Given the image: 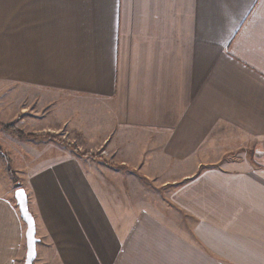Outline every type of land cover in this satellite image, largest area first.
Instances as JSON below:
<instances>
[{
    "label": "crops",
    "instance_id": "obj_1",
    "mask_svg": "<svg viewBox=\"0 0 264 264\" xmlns=\"http://www.w3.org/2000/svg\"><path fill=\"white\" fill-rule=\"evenodd\" d=\"M0 85V264L19 187L33 264H264V0H0Z\"/></svg>",
    "mask_w": 264,
    "mask_h": 264
},
{
    "label": "rangeland",
    "instance_id": "obj_2",
    "mask_svg": "<svg viewBox=\"0 0 264 264\" xmlns=\"http://www.w3.org/2000/svg\"><path fill=\"white\" fill-rule=\"evenodd\" d=\"M7 98H9V113L2 112L1 110L3 109V106L7 109ZM49 100L50 95L41 93L38 95L33 94L24 98L19 95L17 87H11L10 94L8 96L6 88L4 89L3 86L0 85V116L4 118L8 114L10 115V122L5 121L0 124L7 125L11 135H15V133L27 137L42 135L31 133V131L34 130L35 125H38L37 123L39 120L37 119H40L42 115L44 117V115L49 114ZM24 107H27V110L23 111L22 108ZM22 119L25 122L21 124L20 120ZM1 130L2 129L0 128V131ZM48 133L50 132L48 131ZM47 137L53 138L50 135H47Z\"/></svg>",
    "mask_w": 264,
    "mask_h": 264
},
{
    "label": "water",
    "instance_id": "obj_3",
    "mask_svg": "<svg viewBox=\"0 0 264 264\" xmlns=\"http://www.w3.org/2000/svg\"><path fill=\"white\" fill-rule=\"evenodd\" d=\"M23 192L22 196H17V193ZM14 200L18 207L20 218L26 226L25 230V245L26 253L24 264H33L36 259V244L38 239L36 237V227L34 218L28 209V199L23 188L19 187L14 192Z\"/></svg>",
    "mask_w": 264,
    "mask_h": 264
},
{
    "label": "trees",
    "instance_id": "obj_4",
    "mask_svg": "<svg viewBox=\"0 0 264 264\" xmlns=\"http://www.w3.org/2000/svg\"><path fill=\"white\" fill-rule=\"evenodd\" d=\"M0 128H1L4 132L9 133V129L7 128V125L0 124ZM15 135L18 136V137H22L20 134H16V133H15ZM0 153H1V155H3V153H4V152L1 151V147H0ZM4 156H5V155H4Z\"/></svg>",
    "mask_w": 264,
    "mask_h": 264
},
{
    "label": "snow or ice",
    "instance_id": "obj_5",
    "mask_svg": "<svg viewBox=\"0 0 264 264\" xmlns=\"http://www.w3.org/2000/svg\"><path fill=\"white\" fill-rule=\"evenodd\" d=\"M23 192L17 193V196H22Z\"/></svg>",
    "mask_w": 264,
    "mask_h": 264
}]
</instances>
